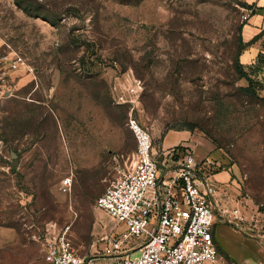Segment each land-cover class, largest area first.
I'll return each instance as SVG.
<instances>
[{"label":"rangeland","instance_id":"obj_1","mask_svg":"<svg viewBox=\"0 0 264 264\" xmlns=\"http://www.w3.org/2000/svg\"><path fill=\"white\" fill-rule=\"evenodd\" d=\"M251 8L0 0V264H49L51 224H69L76 251L107 262L101 238L123 225L94 203L135 147L130 115L150 131L159 166L190 150L211 160L225 211L214 264L264 257V59L238 62Z\"/></svg>","mask_w":264,"mask_h":264},{"label":"built area","instance_id":"obj_2","mask_svg":"<svg viewBox=\"0 0 264 264\" xmlns=\"http://www.w3.org/2000/svg\"><path fill=\"white\" fill-rule=\"evenodd\" d=\"M20 60L17 56L14 63ZM127 126L135 147L94 203L123 225L101 238L105 264H214L216 215L224 217L225 211L206 170L211 160L190 150L182 151L175 165L159 166L148 128L131 115ZM70 184V176L60 180L64 191ZM43 249L49 264H101L76 251L69 224H51ZM135 250L139 253L132 256Z\"/></svg>","mask_w":264,"mask_h":264},{"label":"crops","instance_id":"obj_3","mask_svg":"<svg viewBox=\"0 0 264 264\" xmlns=\"http://www.w3.org/2000/svg\"><path fill=\"white\" fill-rule=\"evenodd\" d=\"M248 2L251 4L252 10L240 29L242 48L239 51L238 60L242 65H251L258 59H264V0H248ZM217 176L222 178L224 175L218 174ZM215 243L217 258H219L221 251L217 247L216 240ZM261 262H264V257L256 264Z\"/></svg>","mask_w":264,"mask_h":264},{"label":"water","instance_id":"obj_4","mask_svg":"<svg viewBox=\"0 0 264 264\" xmlns=\"http://www.w3.org/2000/svg\"><path fill=\"white\" fill-rule=\"evenodd\" d=\"M14 164H16V161H14V162L12 163V165H14Z\"/></svg>","mask_w":264,"mask_h":264},{"label":"trees","instance_id":"obj_5","mask_svg":"<svg viewBox=\"0 0 264 264\" xmlns=\"http://www.w3.org/2000/svg\"><path fill=\"white\" fill-rule=\"evenodd\" d=\"M238 55H239V53H238ZM238 62H239V60H238ZM239 64L242 65L240 62H239Z\"/></svg>","mask_w":264,"mask_h":264}]
</instances>
